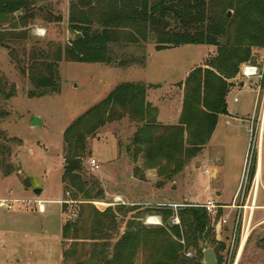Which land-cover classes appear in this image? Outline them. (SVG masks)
<instances>
[{"label":"rangeland","instance_id":"obj_1","mask_svg":"<svg viewBox=\"0 0 264 264\" xmlns=\"http://www.w3.org/2000/svg\"><path fill=\"white\" fill-rule=\"evenodd\" d=\"M69 3L70 0H29L35 17H28L27 38L20 40L13 37L7 48H0V201L11 205L10 209H0V264H64L62 252L65 248L70 250L72 244L78 246L66 264H74L78 259L87 260L93 252V244L99 247L97 251L102 250L96 257L97 253L93 254V262H99L103 257L111 259L115 243L125 230L133 231L127 229V225L134 223L161 228L170 240L181 246V254L191 259L196 251L192 248L186 250L183 239L174 234L173 229L178 230L179 227L174 223L175 218L179 219L178 209L174 211L169 205L214 201L230 206L238 186H241V194L237 204L251 206L256 190L255 205L259 209L252 213L247 228L248 209L245 212L240 210L239 224L235 227L238 212L234 208H221L218 219L211 220L216 243L208 240L200 243V263L206 250L205 244H208L217 264H234L235 255L248 230L237 264H264V245L259 242V238H264V48L250 49L251 60L256 59L262 78L242 80L240 68L248 62L240 61L239 33L244 27L239 26L237 0L233 2L235 8L232 10L222 9L223 16L231 13L229 40L225 37L219 39L221 45L228 44L230 50L224 56H219L216 47L207 45L169 47L167 49L172 50L159 53L152 40L137 45L122 43L113 47V58L120 64L131 66L61 62L57 67L59 92L31 98L29 93L33 91V85L27 73L28 57L32 52L40 61L37 53L46 50L47 44L62 45L63 48L73 39L68 29ZM18 12L7 19L21 14ZM49 13L59 19L47 22ZM11 24L14 23L0 19V34L10 30ZM36 29H42L44 33L38 36ZM23 30L18 26L15 32ZM232 54L239 55L235 70L225 67V59ZM20 68L25 70L24 73ZM220 70L230 72L225 77L219 75ZM205 71L219 76L226 84L222 101L227 105L226 110L228 108L233 114L227 117L218 115L206 150V145L198 149L183 168L175 172L173 167L167 168L170 164L164 167L162 160L145 162L143 147L132 143L143 124L125 115L120 120L98 125L93 136L86 140L88 154L82 160L80 176L88 183L98 181L103 197L72 201L68 194L64 196L61 181L65 147L63 133L77 118L107 98L121 83L136 78L155 81L162 78L171 83L168 87L164 84L147 89L145 101L156 111V126H171L157 121L158 112L161 109L181 116L198 94L203 98L204 79L208 77ZM191 74L196 76L192 81L188 79ZM135 83L154 86L142 81ZM159 88L162 94L153 101L149 97L150 91ZM239 116H242L240 121ZM35 119L39 122L37 126H33ZM187 139L188 133L184 132L182 147L185 149L190 147ZM114 144L117 150L115 156L110 153ZM91 160L96 161L97 169L90 167ZM257 165L258 169L260 166L261 181L255 189ZM253 166L255 172L250 181ZM214 170L217 171L216 177L211 176ZM130 175L137 180L136 183L129 182ZM35 189L42 191L39 196L34 194ZM115 195L120 196L116 205ZM37 200L43 202L42 214L34 203ZM63 200L68 201L65 210L61 207ZM92 208L99 213L106 210L114 213L116 219L113 222L102 218L104 226L115 222L114 227L100 228L102 233L99 228L92 230L95 228ZM159 209H168L172 213L166 216L164 210ZM121 211H126L124 216ZM155 218L158 224L147 223ZM220 219H225L227 223L223 224ZM77 220L81 221L84 232L89 230L87 234L81 233V238L95 235L100 241H64L62 226L67 221ZM156 243L147 242L134 247L136 251L132 264L168 263V252L160 240ZM219 244L224 246L221 251L218 250ZM217 257H221L220 261Z\"/></svg>","mask_w":264,"mask_h":264},{"label":"trees","instance_id":"obj_2","mask_svg":"<svg viewBox=\"0 0 264 264\" xmlns=\"http://www.w3.org/2000/svg\"><path fill=\"white\" fill-rule=\"evenodd\" d=\"M235 1L70 0L68 29L73 34V39L63 48L62 45L47 44L46 50L37 53L40 61L37 60V56L34 57V53H30L27 73L33 85V91L29 94L31 98H35L59 92L57 67L61 62L131 66L128 63L120 64L113 58V47L122 43L137 45L152 40L157 51L184 45H207L216 47L219 56H224L230 50L228 44L221 45L219 39L225 37L229 40L227 34L231 20L227 18V13L222 15V9L232 10L235 8L233 4ZM237 2L239 3V26L244 27L239 33L240 61L250 62V49L264 48V0H237ZM32 10L29 0H0V19L14 23L10 26L12 30L0 34V48H7L13 37L20 40L27 38L28 17L31 19L35 17ZM18 11L21 14L7 19ZM48 16L47 22L59 19L53 13H49ZM18 26L23 27L24 30L16 33L15 29ZM237 59H239L237 54H232L227 60L225 59L226 69L235 70L238 64ZM24 71L21 69L22 73ZM228 72L230 70L222 71L219 75L227 77ZM204 74L209 78L204 79L203 98H200L198 94L197 98L193 99L180 116L177 126H156L155 110H152L145 101L147 89L155 88V86H143L140 83L130 82L116 86L107 98L77 118L63 133L65 147L61 181L64 196L68 194V198L70 196L72 201H78V198L91 201L103 197L104 192L98 181L88 183L80 176L83 170L82 160L88 154L86 140L89 136H93L98 125L120 120L125 115L143 124L135 134L132 143L143 147L145 162L146 160L147 162L162 160L164 167L170 164L167 168L173 167L174 172L182 169L186 161L188 162L198 149L207 144L218 115H227V105L222 101L226 84L212 72L205 71ZM195 78L196 76L191 74L188 79L192 81ZM184 132L188 133L187 143L191 148L182 147ZM254 172L253 166L249 176L250 181L254 177ZM66 202L67 200H63L61 204L64 210L67 208ZM177 212L179 227L178 230L173 229L174 234L183 239L186 250L192 248L196 251L194 258L188 259L185 254H181V246L170 240L161 228L144 227L141 223H134L131 226L127 225V229L133 231L125 230L115 243L111 259L103 257L101 261L93 262L94 258L102 253V250L97 251L96 248L99 247L93 244L90 257L83 261L78 259L74 264H132L136 251L134 247L143 243L146 245L147 242L157 244L158 240L169 254V262L164 264H201L200 243L207 240L216 243L211 228L212 219L205 210L199 208H179ZM125 213L126 211H121L123 216ZM171 213L168 209L164 210L166 216ZM92 218L95 225L92 230L99 228V232L102 233V229H108L110 226L113 228L115 224L114 222L112 225H107L108 227L104 226L102 218H109L108 220L113 222L116 216L109 210L99 213L92 208ZM78 222L77 220L64 223L61 230L64 241L79 239L100 241L95 235L81 238V233L87 234L89 230L84 232L81 221ZM76 246L78 244H72L70 250L65 248L62 252L64 264L72 256ZM223 248L224 246L219 244L218 250L221 251ZM95 253L97 254L93 258ZM217 258L220 261L221 257Z\"/></svg>","mask_w":264,"mask_h":264},{"label":"built area","instance_id":"obj_3","mask_svg":"<svg viewBox=\"0 0 264 264\" xmlns=\"http://www.w3.org/2000/svg\"><path fill=\"white\" fill-rule=\"evenodd\" d=\"M43 33L44 32H43L42 29H36L35 30V34L38 35V36H41ZM239 76H240V78L242 80H245V81H251L252 79H259L260 80L262 78V71L259 68L258 64H256V63L255 64H251L250 62H248V63L243 64L241 66ZM258 89L259 88H257V90ZM234 102H237V99H234ZM90 167L92 169H97L98 166H97L95 160H91L90 161ZM240 194H241V186L238 189L237 193L235 194L234 199H233V202H232V204L230 206H224L222 204L215 203L214 201H208L206 203H194V204H185V205L171 204V205H169V208L172 209V210H174V211H176L179 208H185V207H193V208L203 209V210H205V212L207 213V215L212 220L218 219V217H219V210L221 208H224V207H226V208H234L238 212V215H237V217L235 219V227H237L238 224H239V212H240V210L242 209L245 212L248 209L250 211V217H249V225H250L251 215L254 212L255 208H258L255 205V201L256 200H253L252 199L253 202H252L251 206H248V205L239 206V204H237V199H238V197H239ZM254 196H255V194H254ZM114 201H115V205H116V203L120 202V198L119 197H115L114 198ZM6 202L5 201H0V209H3V208L10 209L11 208V205L10 204H7ZM34 203H36V205L38 206V212L41 213V214L44 213V205H43V202L40 201V200H37ZM66 203L68 204V201ZM61 204H62V201H61ZM111 205H113V204H111ZM250 208H253V209H250ZM156 220L157 219L155 218L154 221H153V224H156V223L158 224V222ZM219 221L222 222L223 224H226L227 223V221L225 219H222V220L220 219ZM220 222H219V224L221 225ZM174 223L176 225H179V219L178 218H175L174 219ZM239 258H240V251L239 252L237 251V253L235 255V263L234 264H237V262L239 261Z\"/></svg>","mask_w":264,"mask_h":264},{"label":"crops","instance_id":"obj_4","mask_svg":"<svg viewBox=\"0 0 264 264\" xmlns=\"http://www.w3.org/2000/svg\"><path fill=\"white\" fill-rule=\"evenodd\" d=\"M169 51V50H172V49H165V50H161V51H156V52H159V53H161V52H165V51ZM149 57H150V55H149ZM256 63V62H255ZM146 69V68H145ZM144 69V70H145ZM185 75L186 74H188V71L187 72H185L184 73ZM138 81H142V82H145V83H147L148 85H154V86H157V85H164V84H167V87H168V85L171 83L168 79H162L161 78V81H155V80H148V79H145V80H141V78H136V79H132L131 81H130V83H135V82H138ZM239 86H240V84H239ZM166 87V88H167ZM161 88V87H160ZM156 89V90H152V92L150 91V96L149 97H151V99L153 100V101H155V99H157V97H159V95H161L162 94V88L161 89ZM163 93H164V91H163ZM159 114H158V117H157V121L158 122H160L161 123V121H163V122H165L164 123V125H171V126H174V125H176L177 124V122H178V120H179V116L180 115H175L174 116V114L175 113H171V114H169L168 112H164V110H161L160 109V112H158ZM230 115H233L232 113H230V111H228V108H227V115H225L224 117H227V116H230ZM222 116V115H221ZM240 117H242V116H239V121H240ZM241 125L242 126H244V122H241ZM263 132H264V130H263ZM208 144V143H207ZM206 148H207V145L205 146V148H204V150H206ZM113 156H115L116 154H117V150H116V147H115V144L112 146V150H111V152H110ZM260 162V160L258 161V165L260 164L259 163ZM258 165H257V168H258ZM257 172H258V174L256 175L257 176V181L255 182L256 184L259 182V181H261V170H260V166H259V171H258V169H257ZM212 175H214L215 177H216V175H217V171L216 170H214L213 172H212V174H211V176ZM129 182L130 183H136V181L137 180H135L134 179V177L132 176V175H130L129 177ZM255 180H256V177H255ZM238 189H239V186H238V188L236 189V193H237V191H238ZM263 190H264V186H263ZM235 193V194H236ZM116 197H119L120 198V196H118V195H115ZM61 230H62V228H61Z\"/></svg>","mask_w":264,"mask_h":264},{"label":"water","instance_id":"obj_5","mask_svg":"<svg viewBox=\"0 0 264 264\" xmlns=\"http://www.w3.org/2000/svg\"><path fill=\"white\" fill-rule=\"evenodd\" d=\"M226 16H227V18H230L231 13L228 12ZM255 62H256V59L255 58H253L250 61L251 64H255ZM242 85L243 84H241V86ZM38 123H39L38 120L35 119L34 122H33V126H37ZM41 192L42 191L40 189H35L34 190V194L36 196H39L41 194ZM205 248H206V250L203 252V261H202V264H217L216 259H215V255H214L212 249L210 248V246L208 244H205Z\"/></svg>","mask_w":264,"mask_h":264},{"label":"bare ground","instance_id":"obj_6","mask_svg":"<svg viewBox=\"0 0 264 264\" xmlns=\"http://www.w3.org/2000/svg\"><path fill=\"white\" fill-rule=\"evenodd\" d=\"M258 169V168H257ZM258 171H259V169H258ZM258 174V172H256V175ZM257 181V176H256V180H255V182ZM256 187H257V184L255 183V189H256ZM254 194H255V196H254ZM254 194H253V200H256V190L254 191ZM250 209H253V208H250ZM255 209H259V208H255ZM149 224H153V219H150L149 220V222H148ZM249 227V222H248V225H247V228ZM248 231V230H247ZM246 231V233L244 234V236H243V238H242V241H241V245H240V247H239V250H238V252L240 251V255H241V252H242V248L244 247V244H245V242H246V240H247V234H248V232ZM240 259V258H239Z\"/></svg>","mask_w":264,"mask_h":264},{"label":"flooded vegetation","instance_id":"obj_7","mask_svg":"<svg viewBox=\"0 0 264 264\" xmlns=\"http://www.w3.org/2000/svg\"><path fill=\"white\" fill-rule=\"evenodd\" d=\"M259 242L262 244V245H264V238H259ZM217 262V261H216Z\"/></svg>","mask_w":264,"mask_h":264}]
</instances>
